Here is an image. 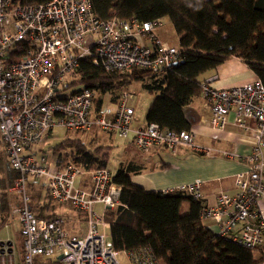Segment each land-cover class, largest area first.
I'll list each match as a JSON object with an SVG mask.
<instances>
[{
	"label": "built area",
	"instance_id": "1",
	"mask_svg": "<svg viewBox=\"0 0 264 264\" xmlns=\"http://www.w3.org/2000/svg\"><path fill=\"white\" fill-rule=\"evenodd\" d=\"M162 24L161 18L98 20L90 0H49L37 5L0 0V146L17 173L6 192L17 197L10 215L19 225L21 238L18 254L11 241H2L0 264H120L119 253L127 256L129 264H163L148 247L116 250L103 231L108 225L105 211L119 205L121 191L108 169L87 171L64 159L63 153L53 156L40 147L55 128L75 133L96 127L130 140L144 153L165 148L174 155L190 150L234 157L197 143L191 130L173 132L147 122L133 127L136 96L125 87L109 91L117 96L113 109L102 104L98 111L93 107L97 93L88 88L71 93L67 87L84 58L118 75L133 69H169L180 59L181 48L162 41L157 32ZM213 78L200 82L199 97L210 110L212 127L224 129L231 114L234 126L251 131L254 143L245 157L248 169L235 175L233 193H220L214 205L204 201L200 182L170 191L198 201L200 220L213 221V233L259 251L264 247V86L257 79L218 89L212 86ZM30 180L39 181L52 202L83 214L85 233L78 236L67 230L71 220L67 213L36 216L30 206ZM259 264H264V258Z\"/></svg>",
	"mask_w": 264,
	"mask_h": 264
},
{
	"label": "trees",
	"instance_id": "2",
	"mask_svg": "<svg viewBox=\"0 0 264 264\" xmlns=\"http://www.w3.org/2000/svg\"><path fill=\"white\" fill-rule=\"evenodd\" d=\"M47 1L13 0V3L37 5ZM90 7L94 17L103 21L168 18L178 36L180 59L164 71L133 69L126 75H118L84 58L73 74L74 79L67 84L71 93L88 88L103 94L141 81L147 92L154 94L145 121L180 132L190 130L193 124L187 108L199 96V76L230 57L245 63L264 86V0H90ZM93 103L95 111L102 106L99 97ZM64 133L61 140L46 149L63 152L64 159H71L87 171L107 167L110 146L89 148L78 132L73 137L67 131ZM140 168L132 163L120 164L113 176L121 187L119 205L107 210L104 219L116 250L148 247L163 264H259L263 260L256 259L253 250L207 228L200 220L198 201L181 192L146 191L133 184L131 174ZM16 176L0 156V228L6 223L10 209L6 189Z\"/></svg>",
	"mask_w": 264,
	"mask_h": 264
},
{
	"label": "crops",
	"instance_id": "3",
	"mask_svg": "<svg viewBox=\"0 0 264 264\" xmlns=\"http://www.w3.org/2000/svg\"><path fill=\"white\" fill-rule=\"evenodd\" d=\"M161 19L163 21V18ZM157 32L162 41H164L162 34L160 33V28ZM211 77H214L212 86L218 89L235 87L245 83L253 82L254 80L258 79L256 74L250 70L245 63L234 56L221 63L216 68L203 73L198 79L201 82L202 80H206L207 78ZM125 88L130 90L136 96L135 101L132 102L134 114V105L138 101L137 93L146 92L150 95V99L145 111L146 116L148 106L153 100L154 94L147 92V90L144 88L143 82L141 81L132 82ZM103 95H106V93H97L96 97L101 99L102 104L107 105L110 109H113L117 102V96L106 99ZM187 113L193 122L190 130L194 133L195 141L197 143L211 146L213 148L217 147L222 151L232 153L234 157H224L217 153L204 155L192 152L190 150H183L180 154L174 155L165 148H156L149 153H144L138 150L130 140L122 139L124 140L122 141L123 147L120 151V154H117V156L114 157L113 164L116 166L112 167L110 166L111 164H109L112 156L111 153L113 151L116 153L118 147H120V144L116 143L114 140L115 136H117L116 134L100 130L96 127L92 128L88 132H78V134L83 133L84 135L91 136V139L89 140H91L92 143L96 142L92 147L98 145L110 146V156L106 169L109 170L112 176H114V173L120 164L132 163L133 165L140 166L141 168L137 173L131 174V181L133 184L141 186L146 191L164 192L170 191L171 189L181 185L200 182L201 189L203 190L204 194V201L208 205H214L220 193H233V181L235 175L240 172H245L248 169L245 157L249 154L254 143V139L249 129L241 130L232 124L233 116L231 114L227 116L228 122L224 129L220 130L212 127L210 125V110L203 105V102L199 96L195 98L188 106ZM133 120L136 121L134 115ZM134 123L133 127H138L142 126L144 123H146V121L144 118L143 123H135V125ZM251 125L252 122L248 121V126ZM68 136L73 137L69 134ZM82 141L89 148L91 147L89 146L88 141H84V139H82ZM40 147L43 148L42 144ZM43 149L49 153H52L53 156L58 153H53L46 148ZM118 155L120 156L118 157ZM82 180L80 179L78 184H83L84 181ZM36 182L39 183V181L35 180L29 181V195L32 191L30 195V206L35 212L36 216L40 218H46L51 214H69L71 211L73 216L69 215L71 220L67 221L66 228L71 234L78 236L83 235L86 231L85 217L83 214L75 212L68 205L54 203L49 198L42 199L38 203L32 202L33 195H37L36 197L39 196V193L35 194V190L31 187V185ZM37 188L39 191V187ZM42 192L46 194L44 190ZM8 200L11 206L17 202V197L16 195H9ZM61 208L63 211H59ZM202 222L212 232H215L216 225L213 221L206 220ZM106 230H108L107 235L109 237V225L103 229L104 232ZM4 240L11 241L17 254L20 252L21 238L19 235V225L14 216L10 215V209L6 223L2 228H0V241ZM253 254L256 259H263L264 247L259 251H253Z\"/></svg>",
	"mask_w": 264,
	"mask_h": 264
},
{
	"label": "rangeland",
	"instance_id": "4",
	"mask_svg": "<svg viewBox=\"0 0 264 264\" xmlns=\"http://www.w3.org/2000/svg\"><path fill=\"white\" fill-rule=\"evenodd\" d=\"M163 24L162 26L160 27V33L162 34V38L164 41H166V43L170 44V45H174L176 46L178 44V36L176 35L173 27H172V24L171 22L169 21L168 18H163ZM138 101L137 103L134 105L135 106V114H134V118L136 121H134L135 123H143L144 122V116H145V111H146V108H147V104L149 102V99H150V95L147 94L146 92H138ZM106 99H110L111 97H113V94L108 92L106 93V95H103ZM133 122V123H134ZM134 123V125H135ZM66 134V133H65ZM64 131L61 129V128H55L53 131H52V135L50 137H48L47 139H45L41 144H42V147L43 148H46V146L48 145H51V144H54L56 143L57 141H59L64 135ZM69 135L71 136H74V133H68ZM77 136V135H76ZM78 136L81 137V139H84V141H88L89 142V146H94V144L96 143H92L91 140V136L89 135H84L83 133H80L78 134ZM115 142L120 144V147H118V150L116 151H113L111 153V160H110V163L111 164L110 166L112 167H115L116 165L113 164V160H114V157L117 156V154H120V151L123 147L122 145V140L121 138H119L118 136H115L114 138ZM91 142V143H90ZM118 152V153H117ZM59 154L61 153V151L58 152ZM57 153V154H58ZM63 153V152H62ZM115 153V154H114ZM0 156H3L4 160H5V156L1 150V146H0ZM64 156V155H63ZM120 155H118L119 157ZM6 161V160H5ZM32 189L35 190V194L36 193H39V196L36 197L37 195H33V200L32 202L34 203H38L40 202L42 199H45L47 197L46 194H44L42 191V187L40 186V184L38 182L36 183H33L31 185ZM39 187V191H38V188ZM37 188V189H36ZM31 191V190H30ZM32 192V191H31ZM31 192H30V195H31ZM7 193V192H6ZM8 195V194H7ZM9 197V195H8ZM32 199V198H31ZM46 201V200H44ZM53 204V203H52ZM59 211H63V209L61 208ZM71 212V211H70ZM68 215H72L73 216V213L71 212ZM105 233L107 234L108 233V230L105 231ZM118 259H119V262L120 264H129L128 260H127V256L124 255L123 253H119L118 255ZM54 264H62V262L60 261H56V263Z\"/></svg>",
	"mask_w": 264,
	"mask_h": 264
},
{
	"label": "water",
	"instance_id": "5",
	"mask_svg": "<svg viewBox=\"0 0 264 264\" xmlns=\"http://www.w3.org/2000/svg\"><path fill=\"white\" fill-rule=\"evenodd\" d=\"M173 64H176V62H174ZM2 244H3V242L1 241V242H0V245H2ZM7 244H9V242H8Z\"/></svg>",
	"mask_w": 264,
	"mask_h": 264
}]
</instances>
